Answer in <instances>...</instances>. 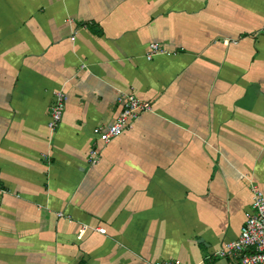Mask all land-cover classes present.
I'll list each match as a JSON object with an SVG mask.
<instances>
[{"label":"crops","instance_id":"1","mask_svg":"<svg viewBox=\"0 0 264 264\" xmlns=\"http://www.w3.org/2000/svg\"><path fill=\"white\" fill-rule=\"evenodd\" d=\"M128 93L152 109L102 145ZM252 184L264 0H0V264H229Z\"/></svg>","mask_w":264,"mask_h":264},{"label":"built area","instance_id":"2","mask_svg":"<svg viewBox=\"0 0 264 264\" xmlns=\"http://www.w3.org/2000/svg\"><path fill=\"white\" fill-rule=\"evenodd\" d=\"M171 51L163 49L158 43H151L146 54L147 60H152L158 55H172ZM122 105L121 111L115 120L107 126H97L93 133L106 145L124 132L132 130L135 121L142 113L152 109L148 101L140 100L134 93L124 94L119 98ZM66 108V96L62 91L54 94L53 104L47 127L55 131L62 121ZM100 150L92 148L88 153L90 165H96L100 160ZM252 205L246 222L241 228L236 240L225 243L216 256L229 259V264H264V193L255 184L251 185ZM62 216V214H59ZM83 228L79 237L83 235ZM146 264H178L172 261L147 262Z\"/></svg>","mask_w":264,"mask_h":264}]
</instances>
